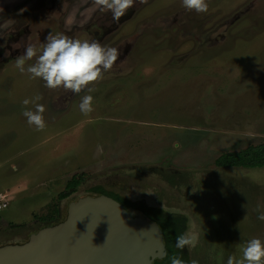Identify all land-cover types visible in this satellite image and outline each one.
<instances>
[{
    "label": "rangeland",
    "instance_id": "374dc122",
    "mask_svg": "<svg viewBox=\"0 0 264 264\" xmlns=\"http://www.w3.org/2000/svg\"><path fill=\"white\" fill-rule=\"evenodd\" d=\"M208 2L198 14L182 0H138L114 22L95 0H0V246L98 198L97 188L185 217L198 233L190 264H226L247 240L264 239V168L215 165L264 145V0ZM50 33L121 56L91 93L48 89L15 59ZM37 93L41 131L22 115ZM73 178L79 185L59 199Z\"/></svg>",
    "mask_w": 264,
    "mask_h": 264
},
{
    "label": "water",
    "instance_id": "95a60500",
    "mask_svg": "<svg viewBox=\"0 0 264 264\" xmlns=\"http://www.w3.org/2000/svg\"><path fill=\"white\" fill-rule=\"evenodd\" d=\"M164 255L157 225L129 223L120 206L104 197L73 203L64 222L23 244L0 246V264H152Z\"/></svg>",
    "mask_w": 264,
    "mask_h": 264
},
{
    "label": "clouds",
    "instance_id": "9594fccd",
    "mask_svg": "<svg viewBox=\"0 0 264 264\" xmlns=\"http://www.w3.org/2000/svg\"><path fill=\"white\" fill-rule=\"evenodd\" d=\"M138 0H95V3L111 12L114 22H119L127 12L135 7ZM182 7L196 13L209 11L208 0H182ZM121 56L119 49L102 46L98 40H80L70 38L62 33L49 34L46 42L39 47L29 44L25 47L23 55L15 59V67L20 74H27L30 79H39L48 89L64 88L72 94L87 89L89 93L94 89L89 87L93 82L104 79ZM35 61L28 63L29 61ZM43 97L35 94L32 98L22 101L25 110L22 115L29 126L37 131L45 129V106L39 103ZM93 95H85L80 104V112L87 116L93 111ZM32 104L34 110L27 106ZM177 147L179 145L177 144ZM264 221V214L257 216ZM198 243V233L195 230L186 231L176 238V248H194ZM242 255H230L226 264H264V239L253 237L245 242L241 248ZM171 264H185L179 257H172ZM191 264H198L192 260Z\"/></svg>",
    "mask_w": 264,
    "mask_h": 264
},
{
    "label": "trees",
    "instance_id": "16d2710c",
    "mask_svg": "<svg viewBox=\"0 0 264 264\" xmlns=\"http://www.w3.org/2000/svg\"><path fill=\"white\" fill-rule=\"evenodd\" d=\"M215 165L219 168L263 169L264 145L249 147L237 153L223 154L215 161ZM79 183V180H75L73 178L70 182H68L66 191L59 195L58 198H66L69 195V193H67L68 190L75 188L77 185H79ZM94 192L109 196V194L104 193V191L100 188L94 189ZM110 196L113 197L112 195ZM139 210L143 211L144 213L155 212L154 210H150V208L143 206H140ZM163 215L161 213V216L158 220L163 231L164 242L167 249V259L165 260L164 264H171L172 257H179L185 262V264H190L186 247L184 249H178L175 246L177 236L186 231V218L182 216L173 218L171 216Z\"/></svg>",
    "mask_w": 264,
    "mask_h": 264
},
{
    "label": "flooded vegetation",
    "instance_id": "af4514ba",
    "mask_svg": "<svg viewBox=\"0 0 264 264\" xmlns=\"http://www.w3.org/2000/svg\"><path fill=\"white\" fill-rule=\"evenodd\" d=\"M100 37L102 38V36H100ZM111 194H112L113 197H111L110 195L108 196V195H103V194H98L97 196L104 197L105 199H110V200H112L115 203V205H119L121 210H122V212H123V216L128 220L129 223H130V220L140 219V220H143V221L146 220L148 222H152V223H154L155 225L158 226L159 231L162 234V245L164 246V254L165 255H164V257H162L160 259L159 258H155L153 260L152 264H164L165 260L167 259V249H166V245H165V242H164L163 231H162V228H161V226L159 224V220L158 219L160 218L161 213H162V215L165 214V215L171 216L173 218L178 217V215L166 212V211H164L163 209H161L159 207H149V206H146V205H144L143 207L150 208V210L152 209L155 212L144 213L143 211L139 210L140 206L132 205V202H130L129 198L120 196V195L115 194V193H111ZM74 203H76V202H74ZM66 215H67V211H66L65 214L59 215L56 219L51 221L52 223L50 222V224L40 225V226L35 225V226H38V227L37 228L33 227L31 229V231H29L28 236H26L25 241H23V242L20 241V243H18V244H23V243L27 242L29 240L30 236L36 234L37 232H39L42 229H45V228L51 227L53 225L59 224L61 222H64L65 219H66ZM165 215H163V216H165ZM158 249H159V246H158ZM154 252L158 253L159 251L155 249Z\"/></svg>",
    "mask_w": 264,
    "mask_h": 264
},
{
    "label": "built area",
    "instance_id": "2783aa9c",
    "mask_svg": "<svg viewBox=\"0 0 264 264\" xmlns=\"http://www.w3.org/2000/svg\"><path fill=\"white\" fill-rule=\"evenodd\" d=\"M7 206L8 202L2 196H0V211L7 208Z\"/></svg>",
    "mask_w": 264,
    "mask_h": 264
}]
</instances>
